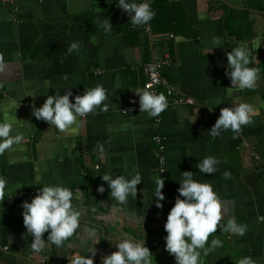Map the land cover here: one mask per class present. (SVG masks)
<instances>
[{"label":"crops","instance_id":"crops-1","mask_svg":"<svg viewBox=\"0 0 264 264\" xmlns=\"http://www.w3.org/2000/svg\"><path fill=\"white\" fill-rule=\"evenodd\" d=\"M15 1L18 12L11 0H0V55L5 65L0 71V107L5 108L0 121L13 123L24 140L0 155V176L7 180L0 199V264H69L70 255L89 251H96L95 264H103L104 256L118 250L109 239L125 233L151 249L152 264H176L165 247L164 226L185 170L214 186L223 202L222 223L235 217L248 226L243 236L218 227L208 245L215 237L222 246L207 255L201 250L204 264H238L243 256L264 264V0H151L156 10L151 34L132 28L117 0ZM97 17L111 19L112 31L106 33ZM216 37L222 45L217 46ZM73 41L81 48L69 53ZM241 44L251 50L250 66L260 69L253 89H230L225 74L227 51ZM167 56L171 63L163 69L164 76L197 104L170 107L158 123L144 112L123 113L126 105L139 103L135 90L145 88V64ZM97 84L107 89L108 111L80 118L71 133L49 122L38 124L33 109L48 95L72 87L74 101L75 95ZM25 101L29 108L23 106ZM238 102L256 106L253 122L238 136L231 130L210 136L221 109ZM155 135L166 143V174L159 171ZM98 144L105 146L103 159ZM209 155L220 160L213 174L197 167ZM226 169L230 178L223 175ZM137 171L143 177L137 197L119 204L102 174L131 178ZM158 179L165 183L163 208L154 195ZM37 183H61L83 194L74 199L81 212L77 232L65 246L50 244L41 252L31 248L34 236L26 234L24 224L22 205L32 198L13 200L42 187ZM101 184L103 193L97 190ZM93 229L95 235L90 236Z\"/></svg>","mask_w":264,"mask_h":264},{"label":"clouds","instance_id":"clouds-1","mask_svg":"<svg viewBox=\"0 0 264 264\" xmlns=\"http://www.w3.org/2000/svg\"><path fill=\"white\" fill-rule=\"evenodd\" d=\"M117 4L130 17L133 26H147L156 15L151 0H117ZM97 19L106 33L112 31L111 19H101L100 17ZM215 43L217 46L222 45L219 37L215 38ZM80 48L81 43L73 41L67 51L69 53L78 52ZM250 51L244 44L227 51L228 63L225 74L231 80L232 87H229L230 89H253L258 86L260 69L250 66ZM4 67V59L0 55V71H3ZM153 75L155 76V74ZM64 79H68L67 74L64 75ZM135 92L139 94L140 111L147 113L150 117L159 118V115L168 107V97L163 92L157 93L151 84H148L144 89H137ZM71 97H73L72 87L64 89L63 94L56 90L54 95L47 96L42 106L34 107L35 117L49 122L51 127L55 126L61 132L71 133L74 126L79 124L80 118L89 113L95 114L97 110L108 111L110 107L107 89L102 84L86 88L84 94L75 95L74 101L70 99ZM2 110L5 108L0 107V111ZM256 112V106L249 102H238L223 107L221 115L208 131L209 135L215 138L224 131L231 130L234 136H238L242 132L243 126L253 122ZM23 140L24 134L13 123L7 120L0 121V155L4 154L6 150L13 149L15 145H20ZM96 150L100 158L103 159L105 146L98 144ZM257 159H259V155H257ZM219 164L220 160L216 156L209 155L205 156L202 161L200 160L197 167L205 174H213L218 171ZM223 175L230 178L232 173L226 169ZM182 176L175 204L171 208L164 226L167 233L164 237L165 247L170 254L175 256L176 264H204L203 255L222 246L223 242L215 237L211 240V245H208L209 236L216 233L218 227L222 232L243 236L246 234L248 226L238 222L235 217H230L226 223H222L223 202L214 186L211 183L194 179L193 171L190 170L182 171ZM102 180L108 182V187L111 188V197L123 205L128 202L130 196L137 197V185L141 183L143 177L138 171L131 178L123 174L114 177L111 173H104ZM156 183L157 187L154 193L155 198H158L156 204L163 208L164 179H158ZM6 185L7 180L0 176V199L3 198ZM41 185L42 187L37 189L38 194L30 202L24 201L22 205L26 234L34 236L31 248L36 252H41L50 244H55L58 248L65 246V242L77 232L80 227L81 212L74 205V199L83 196L79 188L74 192L70 187L61 183H43ZM97 190L100 193L105 192V185H99ZM45 232L49 233L47 239L44 238ZM89 235L94 236L95 229ZM109 240L117 244L118 250L104 256L103 264H152L153 252L151 249L145 243L136 241L129 234L125 233L122 238L117 237ZM201 250H203V255ZM89 252L93 255L89 256ZM89 252L85 255L76 253L70 255L69 264H95L93 257L96 251ZM238 264H258V262L251 256H243L238 260Z\"/></svg>","mask_w":264,"mask_h":264},{"label":"built area","instance_id":"built-area-1","mask_svg":"<svg viewBox=\"0 0 264 264\" xmlns=\"http://www.w3.org/2000/svg\"><path fill=\"white\" fill-rule=\"evenodd\" d=\"M12 2V8L14 12H18L19 11V7L16 3L15 0H11ZM16 20H20L19 18H17ZM132 28L134 29H138L139 31L143 32V33H148L151 34L152 33V27H151V23L149 22V25L147 26H133V24L131 25ZM152 40H154V38L151 37ZM171 63L170 57L167 56L164 59H153L149 62H147L144 66V71L145 74L147 76V80L145 82V87L148 84L152 85V88L157 92L160 93L161 89L163 88L165 90L164 94L168 97V108L173 107V106H179V105H195L197 104L196 100L193 97L181 94L174 83H172L167 77L164 76L163 74V69L169 65ZM103 72V70L98 69L97 73H101ZM155 74V76L153 75ZM23 106L25 108H29L30 107V103L29 101H25L23 102ZM166 110V109H165ZM122 112L125 114H130V115H135L140 111V104L139 103H130L128 105H126L123 109ZM158 121H161L163 119V112L159 115V118H157ZM38 124L40 126H45L48 122L43 120V119H38ZM159 139H156V138ZM153 140L157 143L158 145V157H159V171L162 174H166L167 172V157H166V143L165 140L162 136L160 135H155L153 137ZM254 154V152H253ZM163 160V163H161V161ZM37 189L31 190L29 192H23V193H19L17 194L15 197H13L14 201L17 200H25L28 198H33L35 195H37ZM4 248H8V247H4Z\"/></svg>","mask_w":264,"mask_h":264}]
</instances>
